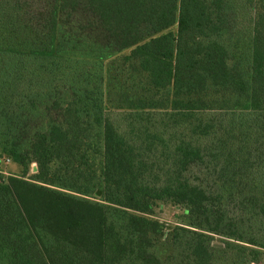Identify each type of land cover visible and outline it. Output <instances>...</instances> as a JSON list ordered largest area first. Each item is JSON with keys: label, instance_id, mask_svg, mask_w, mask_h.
<instances>
[{"label": "trees", "instance_id": "1", "mask_svg": "<svg viewBox=\"0 0 264 264\" xmlns=\"http://www.w3.org/2000/svg\"><path fill=\"white\" fill-rule=\"evenodd\" d=\"M3 157L0 264H261L264 0H0Z\"/></svg>", "mask_w": 264, "mask_h": 264}, {"label": "rangeland", "instance_id": "2", "mask_svg": "<svg viewBox=\"0 0 264 264\" xmlns=\"http://www.w3.org/2000/svg\"><path fill=\"white\" fill-rule=\"evenodd\" d=\"M36 164H32L30 167L29 176L36 173ZM10 175H21V168L13 163L8 157H3L0 160V178L6 179ZM99 197V196H97ZM153 219H157L163 224V226L168 230L176 226H186L187 218L185 216V209L183 206L174 205L172 203H160L155 208L154 215L151 216ZM253 230H256L254 226ZM253 232H251L252 234ZM213 244L215 247H223L224 242L229 240L224 237L214 236ZM247 237H250L248 235ZM230 241V240H229ZM264 264V261L261 263Z\"/></svg>", "mask_w": 264, "mask_h": 264}, {"label": "water", "instance_id": "3", "mask_svg": "<svg viewBox=\"0 0 264 264\" xmlns=\"http://www.w3.org/2000/svg\"><path fill=\"white\" fill-rule=\"evenodd\" d=\"M36 171H37V168H36ZM96 195L100 197L101 196V191L100 190L97 191Z\"/></svg>", "mask_w": 264, "mask_h": 264}]
</instances>
